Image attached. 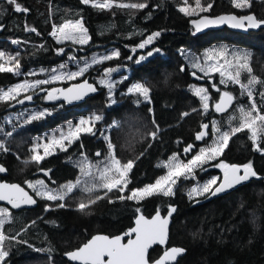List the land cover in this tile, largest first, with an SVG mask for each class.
<instances>
[{
    "label": "trees",
    "instance_id": "1",
    "mask_svg": "<svg viewBox=\"0 0 264 264\" xmlns=\"http://www.w3.org/2000/svg\"><path fill=\"white\" fill-rule=\"evenodd\" d=\"M114 1L121 4L100 8L82 0H17L22 8L28 9L23 12L15 11V5H10L7 0H0V52L14 62L19 60L21 73L64 63L69 55L89 56L107 48H114L119 56L90 69L86 76L96 74L106 66L130 68L128 78L114 94L117 104L107 106L103 89L97 87V92L85 102L75 106L61 103L62 107L53 114L14 131L6 139L9 151L0 157V163L7 168L3 179L24 187L26 180L43 179L53 188L76 181L80 171L71 160L83 153L92 162L107 152L96 131L81 134L66 149L38 162L30 160L28 146L35 134L76 115L96 113L101 115L96 130L116 122L110 129L109 138L117 161L122 166L133 162L126 174L125 190L152 184L164 172L159 162L172 153L181 152L187 144H193L195 148L207 141L208 138L197 139L202 125L212 116L224 122L239 102L238 89L234 87L230 90L236 99L228 112L216 114L211 109L209 115H203L198 109L197 98L186 90V85L193 80L179 56L181 48L199 52L220 41L250 48V77L255 76L259 83L253 92L254 101L264 115V28L247 34L227 28L200 33L190 23L195 16L186 15L179 8L183 4L192 5L194 0ZM199 3L205 12L202 14L253 13L259 19L264 18V0H249V6L244 10L238 9L234 0H199ZM131 4H145L146 7L119 6ZM76 19H81L87 29L89 42L86 45L57 43L51 36L53 26ZM33 28L35 31L29 30ZM156 32L160 35L143 49L139 47ZM150 50L157 52L136 62L139 55ZM21 73L0 71V87L19 81ZM241 80L248 83L249 77L244 75ZM130 81H139L149 88L150 103L136 105L132 96L119 94ZM210 82L205 78L203 84L212 86ZM60 83L45 87L65 86L70 82ZM213 86L209 90L215 100L225 87L217 80ZM40 96L36 97V102L45 104ZM9 104L0 101V117L15 109ZM54 104L57 103L50 102V105ZM257 126L262 127L264 123L257 122ZM238 127L241 124L236 121L233 128ZM153 132L156 133L154 138ZM216 161L226 165L251 164L262 178L203 203L198 201L204 196L187 200L185 184L175 188L173 196L151 195L137 202L120 199L122 193L117 189L91 192L76 189L65 195L63 207L59 206V200L36 198L26 187L35 197L36 205L24 210H10L11 219L2 229L6 239L0 247L8 253L2 263L68 264L63 255L85 243L93 234L112 236L126 232L137 213H164L169 206L175 205L169 245L185 249V254L175 264H264V136H260L255 147L249 130L242 128L230 137ZM212 171L198 172L197 177L202 179ZM81 203L86 205L83 210L79 209ZM160 249L152 250L149 259L156 258Z\"/></svg>",
    "mask_w": 264,
    "mask_h": 264
},
{
    "label": "rangeland",
    "instance_id": "2",
    "mask_svg": "<svg viewBox=\"0 0 264 264\" xmlns=\"http://www.w3.org/2000/svg\"><path fill=\"white\" fill-rule=\"evenodd\" d=\"M104 2H105V0H89V3H87V4L94 5V4L104 3ZM108 2L111 5L121 4V3L116 2L114 0H108ZM236 2H241V0H234V4H236ZM179 8L180 9H187V12H185V11H182V12L184 14L192 16V17L198 16L202 13H205L204 9L200 5V3L199 2L197 3V0H194V3L192 5L183 4ZM245 8H247V7H241L238 9L244 10ZM243 14H245V13H243ZM238 15H240V14H238ZM77 21L81 22V26L74 29L73 25ZM62 25H67V27L64 28V31L67 33L73 34L74 39H71V40L58 39V36L60 34V26H62ZM82 29L86 30V32L82 33ZM54 30L57 32L58 36L52 35ZM51 36L57 43L70 42V43H74L77 45H86L89 42V34L87 32V29L82 24L81 19L67 20V21H64L63 23H61L59 25H54L52 30H51ZM79 39H87L88 42L86 44H80L77 42ZM113 51H116V50L114 48H107L104 50H99L97 52H93L89 56L74 57L73 55H69V57L67 58V60L64 63H59V64L49 66V67L32 68V69H29L28 71H26L24 73H21V68L19 66L18 71H16V70H13V71L16 74L21 73L20 74L21 79L15 83L11 84V85L0 87V94H2V92L8 91L9 89H15L16 85L23 84L25 81H27L29 83H34L37 80L48 81V82L36 85L35 87L28 89L26 92L21 91L18 96H15V98L0 99V101H7L10 103L9 104L10 106H14L15 103L16 104L18 103L20 98L26 96L27 94L33 93L35 90H37L39 88H46L45 86H52V85H55L56 83H60V82H61L60 84H63V82L64 83H69V82L71 83V82L79 81V80L83 79L84 76L87 75V72L90 69H92L94 67L98 68L99 64L106 61V60H104L100 63L93 64L91 61H92V58L94 56L99 58V57H102L104 55H110ZM149 52H152L153 53L152 55H154L157 52V50H150L147 53L139 55L137 57L136 62L143 61L144 59L150 57L148 55ZM235 52H239V53L247 52V53H250V55H251L250 48H245L243 46L235 45V44L224 42V41H220V42L210 44V45L202 48L199 52H193L192 50L187 49V48H181L178 50L179 56L182 58V61L184 62L183 65H186V68L188 71H190V73H194V74L200 76L201 78H208L209 81H211L210 83L212 86H207L201 82L199 83L196 81L189 82L186 85V90H188L190 93H192L197 98V100L200 104L198 109L201 110L203 115H205V116L209 115V113H210L211 109H213V105L216 101V100H213L212 94L209 90L211 87H214L213 85H214L215 80H217L218 83L223 85L225 87L224 88L225 90L232 93L234 95V98H235V94L230 89L236 87L238 89L237 90V97H238L239 102L235 104L234 110H232L229 113V115L227 116V119L224 122L221 123V121L219 119L212 116V117L208 118L207 123L203 124V125H208V128L207 129H204L203 127L201 128V132L202 131L206 132V135L203 137V139H199V140L204 141L206 138H208L207 141H204L203 143L198 144L190 153H187V155H181L180 152L172 153L166 160H163V161L158 163L159 166L164 168V172L150 185H154L158 180H160L162 182V184H164L165 189L168 186H171L172 194L164 195L163 192H155L152 195L173 196L175 188H177L178 186L183 185V184H185L184 192H185V195H186V198L188 201L189 200H191V201L197 200V199L205 196L206 194H208V193H203V194L197 195L194 192H192V190L193 189H202L203 186L209 185L210 191H211V189L215 186V184L218 182V180L221 176V173L224 171V167L226 166L225 163H223L221 161H216V160H217V158H219L221 156L222 152L224 151V149L226 147H224L222 151H219L214 156V158L212 160H206L202 164H199L197 166H193L191 172H184L179 177H169L168 183H166V184L164 183L163 178L168 177L170 171H174V167L170 168L169 165H173V166L176 164L187 165L188 162L193 158V156L199 154L201 149L211 150V149L219 148V146H220L218 143L219 137L223 133L227 132V133H229V139H230V137L233 135V130L235 129V128H233V124L236 123V121L239 122L241 124V126L247 120L254 121V128L256 130V139L255 140L252 138V135H253L252 129H250L248 127H243V129L245 128V129L249 130V137L252 140V143L255 147H257V145H258V141H259L260 136H264V126L258 127L257 122H261V121L255 119L258 115L259 116H264V115L259 111L257 106L255 108L252 107V101L254 100V93L253 92L258 87V84H259L258 80H257V83L250 86L251 91H252V100H250L246 91L241 87V85H247L248 83H243L241 78L244 75H246L249 77V80H251L255 76L250 77L251 72H249L246 68H238L237 67L238 62H237L235 56L233 55V53H235ZM141 57H144V59L141 60ZM113 58H115V57H113ZM85 62H88V64L90 66L88 67L87 71H85L83 73V75L76 76L74 78H68L67 77V74L77 72L80 68L84 67ZM239 63L242 64L243 60L239 61ZM196 64H198L199 66L198 67L194 66ZM0 65H3V67L6 69L10 68V67L15 69V67H16L15 62L12 60V58H8V57L5 58V57H3V55L0 56ZM61 65H63L64 67H61ZM248 66L251 69L250 56L248 57ZM41 69H44L45 71H40ZM53 69L57 70L56 74H61V73L65 74L64 78L56 79V80L51 79V76L53 75L51 70H53ZM106 69H115V71L111 72L110 77H108V79H110L114 84V87L111 89V92H110L109 88L107 87L106 83H101L102 80L106 79V74H105ZM237 71H239V73H240L239 74V83H234V82L228 80V74L231 73L232 75H235ZM129 72H130V68L128 66H106V67L100 68L96 74L93 73L92 75H89L90 80L92 82H94L97 85V87L103 89V91H104L103 96H104V99L106 100L107 106H113V105L118 103L114 97V94L117 90H119L121 84L123 82H125V80L128 78ZM30 73H34V75H29ZM221 73H223L224 75L222 76ZM222 79L225 80V83H221ZM137 84H142V83L139 81H130V82L126 83L125 87L119 91V94L124 95V96H132L133 102L136 105H141L144 103H150V97L147 100H145V98L142 95L129 91V89L133 88ZM142 85H144V84H142ZM198 88H203L206 90V95H207V101L206 102L208 104L207 110H205L203 108V104L205 103V101H202L200 96L195 95V90ZM47 95H48V92H45V93H43L42 96H40V97H42V101L45 104H40L39 102H34L32 104H27V105H17L14 107L15 109L7 111L5 114H3L0 117V140H2L4 142V146L7 148V151H9V149L6 145V139H8V137L5 138V135H4L5 133H9V132L13 133L14 131L24 127L25 125H27L28 123H24V121L26 119H28V117L32 113H36V112L47 109L48 112L50 113L49 115H51V114H53V112L55 110H58L62 107L61 103L50 105V102L52 100L47 99L46 98ZM249 113H250V116L247 115ZM94 115H99V114L84 113V114L76 115L75 117H73L67 121H64L61 124L56 125L55 127L51 128L47 131H43L40 134L33 135V137L31 138V143L28 146V149H29L30 154H31L30 160L34 161L32 159V157L34 155H37V154H39L40 156L45 158V157H47L53 153H56L59 150L66 149L73 141L79 139L81 134L89 133V132H79V134L77 135L76 132H77L78 127L79 128L91 127L92 132L94 133L96 131L99 138H101L103 140V142L105 143L107 152L104 155L96 158L92 162L83 153L78 155V157H75V159L70 161L80 171L79 179H80L81 183H80V186L77 188H74V190H76V189L83 190L86 183L89 185L100 183L99 170H102L105 168L106 165L111 164V160L113 158H114V160L117 161V159L114 157V150L113 149L109 150L108 141L105 139V136L109 137L110 129L112 128V126H114L116 124V122L113 121L110 124L102 125L98 128V130H96L95 125L97 123H99L101 120L95 121ZM82 119L85 121V123H83V124L81 123ZM217 129H218V131H217ZM230 129H231V132L229 131ZM7 151L0 150V157L2 156V154L4 152H7ZM81 161L83 162V166L89 168V170L93 173V175H91V176H84L83 175V173L81 172V163H80ZM215 162H217V163H215ZM123 167L124 166H122L120 163L112 165V171L109 172L110 179L106 182L110 183L113 180H120L121 178H120L119 174L115 171V169H122ZM208 170H213V171L209 174L206 173V176L202 179L197 177L198 172L205 173ZM172 180H175V183H171ZM38 181L43 182L44 188H41V186L37 183ZM76 181L64 183L59 188H53V187L49 186L48 184L45 183V181L43 179L26 180L24 182V184L34 194V196L36 198L47 199L46 197L38 196L36 194L37 191L52 190V194L56 195L60 192L61 187L63 185H66L68 183L75 184ZM126 181H127V178L125 176L123 178V180L121 181L120 185L117 188H114V189L119 190L120 193H122L121 197H124L126 199L137 202V201L143 200V199L151 196V195H149V196H143L139 199H130L129 197L132 196L133 191L137 190V189L126 191L125 190ZM209 182H212V183L209 184ZM32 185H35V187H33ZM146 186H148V185H146ZM145 187L139 188V189H144ZM121 188H123V191L120 190ZM100 189L108 191L107 189L100 188V187H96L93 190H100ZM190 193H191V195H190ZM63 200H59L60 201L59 206L62 204ZM0 209H7L8 212L10 213L9 208L6 206L0 205ZM2 261H0V264H3Z\"/></svg>",
    "mask_w": 264,
    "mask_h": 264
},
{
    "label": "snow or ice",
    "instance_id": "3",
    "mask_svg": "<svg viewBox=\"0 0 264 264\" xmlns=\"http://www.w3.org/2000/svg\"><path fill=\"white\" fill-rule=\"evenodd\" d=\"M199 0H197V3ZM7 3L10 5H15V11H23L27 12L28 9L22 8L18 3L17 0H7ZM83 3L87 4L89 3V0H83ZM93 6L100 7V8H105V7H111L112 5L108 2V0H105L104 3H99V4H94ZM120 7H131V8H144L146 7L145 4H131V5H119ZM235 6L237 8L241 7H248L249 6V0H241V2H236ZM209 7H211L209 5ZM181 11L187 12V9H181ZM236 21L232 26L233 27H243L244 25L240 23V21H248L249 22V27L251 28H257L260 25H264V20H257L254 15L246 16V17H241L239 20H237L236 17L234 16H228V17H219L217 18L216 21H210V23H223L225 21ZM81 26V22L77 21L74 25L73 28H77ZM200 26H207L205 25H198ZM67 27V25H62L60 26V34L58 36L57 32L54 30L52 35L53 36H58V39H63V40H71L74 39L73 34L67 33L64 31V28ZM30 31H35V29H29ZM86 32V30L82 29V33ZM160 33L156 32L153 33L152 36H150L147 40H145L143 43L139 45L140 48H144L146 44L151 43L152 39L156 36H159ZM80 44H86L88 42L87 39H79L77 41ZM58 52H63V49H58ZM153 53L149 52L148 55L151 56ZM3 53H0V56H2ZM235 56L238 64V68H246L249 72H251V69L248 66V57L250 56V53L244 52V53H239L235 52L233 53ZM119 56L118 51H113L110 55H104L102 57H93L92 58V63H100L104 60L111 59L113 57ZM144 57H141V60H143ZM243 60V63L240 64L239 61ZM15 69L13 68H4L3 65H0V71H13L19 70V60L15 61ZM90 65L88 62H85L84 67L80 68L77 72L74 73H69L67 74L68 78H74L76 76L83 75L85 71H87L88 67ZM194 66H199L198 64ZM61 67H64L61 65ZM203 70V69H202ZM40 71H45L44 69H41ZM53 75L51 76V79L56 80V79H62L64 78L65 74H56L57 70L53 69L51 70ZM115 71V69H106L105 74H106V79L102 80L101 83H106L107 87L109 88L110 92L111 89L114 87L113 82L108 79L110 77L111 72ZM239 71L236 72L235 75H232L231 73L228 74V80L234 82V83H239ZM29 75H34V73H30ZM223 76L224 74L221 73ZM48 81H35L34 83H29L25 81L23 84L16 85L15 89H9L6 92H2L0 94V99H8V98H15V96H18L21 91L26 92L28 89L35 87L36 85L47 83ZM221 83H225V80H221ZM257 83V79L253 77L251 80H249L247 85H241V87L246 91L248 97L250 100H252V91H251V85H254ZM55 91V90H54ZM62 94H64V98L69 100L71 102L72 100H80L83 98L84 95H87L88 92L90 91H95V89L91 85H81L79 87L78 91H73L72 89L67 90V93H64V90H60ZM130 92H135L140 95H142L145 100L149 98V88L142 85V84H137L133 88L129 89ZM203 94V95H202ZM195 95L200 96L202 101H205L203 104V108L205 110L208 109V104H207V95H206V90L203 88H198L195 90ZM223 97L226 99H222L221 103H218L215 106V110L217 112H224L226 110V106L231 104L233 97L225 92L223 93ZM47 99L52 100V99H57V96H54L51 92L48 93ZM25 100H31V96H25ZM23 100L18 101V103H23ZM252 107L255 108V102L254 100L252 101ZM50 113L48 112L47 109L32 113L28 119L24 121V123H29L34 120H39L44 118L46 115H49ZM183 115L187 116L188 113H184ZM250 116V113L247 114ZM255 119L261 121L264 123V116H257ZM94 120L99 121L101 120L100 115H94ZM81 123H85V121L82 119ZM204 129L208 128V125H203L202 126ZM243 127H248L252 129L253 135L252 138L255 140L256 139V130L254 128V121L252 120H247L240 128H235L233 130V134L236 132H239L242 130ZM218 131V129H217ZM79 132H92L91 127H84V128H77L76 134L78 135ZM5 138L9 137L12 135L11 132L5 133ZM153 138L155 137L156 133L153 132L151 134ZM206 135V132L202 131L197 135V139H203V137ZM105 139L108 141V148L109 150L113 149V145L110 141V138L108 136H105ZM229 141V133L225 132L219 137V148L211 149V150H206V149H201L199 154L193 156V158L188 162L187 165H169L170 168L174 167V171L169 172V176L163 178L164 183H168L169 177H179L181 176L184 172H191L193 166H197L199 164H202L206 160H212L214 156L219 152L222 151L224 147L227 146ZM0 150L2 151H7V148L4 146V142L0 140ZM192 146L190 145L188 148L185 149L186 152L191 151ZM97 155H100V153H97ZM34 161H40L43 159L42 156L39 154L34 155L32 157ZM81 172L83 173L84 176H91L93 173L89 170V168L83 166V162L81 161ZM119 162L114 160V158L111 160V164L106 165L104 169L99 170V177H100V183L98 184H85L83 190L85 192H91L93 191L94 188L100 187L107 189L108 191H111L114 188H117L123 178L126 176L127 172L133 167V162L129 161L122 169H115V171L119 174L120 180H113L112 182H106L110 179L109 172L112 171V165L118 164ZM244 174L243 175H237L238 169L236 166H232L231 169V179L226 180L224 184H222L220 187H217L215 191H211V195H215L216 193H219L223 191L225 188H231L233 184H238L241 181H246L249 179V177H255L257 173L252 169L251 164L244 165ZM0 171H3V168L0 167ZM226 178L228 177V171L226 170L225 172ZM41 188H44L43 182L38 181L37 182ZM80 179L78 178L76 183H68L66 185H63L61 187V190L58 194L53 195L52 190H41L37 191V195L41 197H46L50 201H55V200H63L65 195L68 193H72L74 188H77L80 186ZM171 183H175V180H172ZM212 182H209L211 184ZM35 187V185H32ZM6 186L0 185V189H4ZM12 190L16 192H20L22 190L19 189V186L13 185L11 186ZM123 191V188L120 189ZM155 192H163L164 195H170L172 194V188L171 186H168L166 189L164 187V184L160 180H158L154 185H148L144 189H137L134 190L132 193V196L129 197L130 199H139L143 196H149L152 195ZM192 192H194L197 195L203 194V193H209L210 192V186L205 185L203 186L202 189H193ZM191 195V193H190ZM120 199H124V197H120ZM0 200H7L14 208H19L22 204H34L35 201L26 195H19V196H13L10 195L9 193H6L4 191H0ZM64 205L61 204L60 207H63ZM86 207L85 204L81 203L79 205V209L83 210ZM171 211H175V209H171ZM11 219L10 213L8 212L7 209H0V243H2L6 237L4 236L2 229L7 220ZM141 221H143V217L137 220V224H141ZM156 222H159L156 227H153L152 229H143L142 227H137L133 229L132 231L137 233V238L135 241H129L127 245H124L121 243V237L117 236L113 239H109L108 237H94L92 241H90L88 244H86L83 248L79 249L76 252L69 253L68 255L71 257L72 260H82L84 261V264H146L145 261V252L149 246L150 243L155 242L157 239H159L160 243L164 242V226L167 224L166 220H160L159 215L154 218L153 223L155 224ZM145 224H147V221H144ZM97 241H100V243H97ZM184 250L180 248H173L170 250V252H166L164 254V257L162 258V261L164 259L167 260H175L176 256L182 253ZM8 253L0 247V261L6 257ZM107 257V260L104 259V257ZM162 261H158L157 264H162Z\"/></svg>",
    "mask_w": 264,
    "mask_h": 264
},
{
    "label": "water",
    "instance_id": "4",
    "mask_svg": "<svg viewBox=\"0 0 264 264\" xmlns=\"http://www.w3.org/2000/svg\"><path fill=\"white\" fill-rule=\"evenodd\" d=\"M250 15H254L255 16V14H253V13H245V14L238 15V14L233 13V12L221 13V14H216V15L201 14V15H198V16H195L194 18H192L190 23H191L192 27L195 30H197L198 32H200V33H206V32H209V31H216V30H222V29L227 28V29H229L230 31H233V32H237V33H241V34H247V33L252 32V31H258L260 29H263L264 25H260L257 28L249 27L248 26L249 22L246 21V20L245 21H240V23H242L244 25L243 27H233L232 25L234 23H236V21H227L226 20L223 23H210V21H216L217 18L222 17V16H224V17L234 16V17L237 18V20H239V18H241V17H246V16H250ZM256 19L257 20H264V18L263 19H259L257 17H256ZM205 24L207 26L198 27V25H205ZM190 77H191V79L193 81H196V82H201L203 80V78H201L200 76H198V75H196L194 73H190ZM81 85H91L95 89V91H90V92L87 93V95H84L82 99H80V100H72L71 102H69V100L65 99L64 98V94H62L61 91H60V90H64V93H67V90H69V89H72L73 91H78L79 87ZM43 90H45V89H43ZM97 90H98L97 85L90 80L89 76H86L85 78H83V79H81L79 81L71 82V83H69V84H67L65 86H61V85L54 86V87H52V88H50L48 90V93L51 92L54 96L58 97L57 99H52V101H54L56 103H63L65 105H67V106H75V105H78V104H81V103L85 102L89 97L93 96L97 92ZM225 92L229 93L233 97V100H232L231 104L226 106V110L224 112H217L215 110V106L218 103H221L222 99H226V98L223 97V93H225ZM26 96H31L32 99L31 100H25L24 99L25 96H24V97L19 99V101L23 100L24 101L23 103H17V104L15 103L14 106H12V107H15L17 105L32 104V103L35 102V101H33V97H34L33 94H27ZM233 102H234V96L230 92H228L226 90H221L219 95H218L217 102L214 104L215 113L216 114H224L225 112H227L231 108ZM190 145L192 146V150L194 149V145L193 144H188L187 146H185L183 148V150H182L183 154L184 153H190L192 151V150L188 151V152L185 151V149L188 148ZM232 166H236V168L238 169V171L236 173L237 175H243L244 174V167H243L244 165H238V164L226 165L224 167V171L222 172V174L220 176V179L215 184V186L211 189V191H215V189L217 187H220L222 184H224L226 182V180H230L232 178L231 177ZM0 167L3 168V171H0V176L4 177L7 174V168L2 163H0ZM226 170L228 171V177L227 178L225 176ZM261 178H262V176L257 173V175L255 177H249V179L246 180V181H241L238 184H233V186L231 188H225L223 191H221L219 193H216L215 195H211L210 194L211 191H210L206 196H204V198L199 200L198 203L211 201V200H213V199H215L217 197H221L223 195H226V194L232 192L236 188H238V187H240L242 185H245V184L251 182L252 180H259ZM0 185L6 186L4 189H0V191H4V192L9 193L10 195H13V196L26 195L28 197H31L35 201L34 204H26V205L22 204L19 208H14L7 200H0V205L6 206L10 210H15V211L16 210H24V209L32 208V207H34L36 205L35 197L23 185H20L19 183H16V182H9L7 180H0ZM13 185L19 186V189L22 190V191L16 192V191L12 190L11 186H13ZM171 209H175V211H176V206L175 205L169 206L165 213H161L160 211H156V212H154L151 215H145V214L139 212V213H137V215L133 219L132 226L126 232H121L119 234H115V235H112V236L104 234V233L93 234L85 243H83L79 247H77V248H75V249H73V250H71L69 252H66L63 255V257H64V259L66 261L70 262L71 264H84V261H82V260H72L71 257L68 254L72 253V252H76L79 249L83 248L86 244H88L90 241H92L94 237H97V236L108 237L109 239H113V238L119 236V237H121V243L124 244V245H127L130 240L131 241H135L136 238H137V233L132 231L133 229H135L137 227H142L143 229H152L153 227H156L159 222H156L154 224L153 221H154V218L157 217V215H159L160 220H166L167 221V224L164 226V242L160 243L159 239H157L155 242L150 243L148 248H147V250H146V252H145V261H146V264H157L158 261H162V258L164 257V254L166 252H170L171 249H173V248L183 249L184 251L182 253H180L179 255H177L175 260L164 259L162 261V264H175L178 261V259L185 254V249L180 247V246L169 245L170 227H171V224H172V217L175 214V211H171V214H169ZM141 217H143V221H141V224L138 225L137 224V220L140 219ZM144 221H147L148 223L145 224ZM97 243H100V241H97ZM155 248H162L163 250L160 252V254L156 258H154L153 260H150L149 259V254ZM104 259L107 260V257L105 256Z\"/></svg>",
    "mask_w": 264,
    "mask_h": 264
},
{
    "label": "flooded vegetation",
    "instance_id": "5",
    "mask_svg": "<svg viewBox=\"0 0 264 264\" xmlns=\"http://www.w3.org/2000/svg\"><path fill=\"white\" fill-rule=\"evenodd\" d=\"M204 80H205V78H203V80L201 81V83H203ZM199 83H200V82H199ZM43 89H45V90H43ZM49 89H50V88H48V89H47V88H39V89L35 90L33 93H30V94H33V95H34V97H33V101L36 102V97L42 95V94L45 93V92H48ZM226 91H227V90H226ZM41 92H42V93H41ZM219 93H220V92H219ZM231 94H232V93H231ZM232 95H233V94H232ZM233 96H234V95H233ZM217 99H218V97L215 99V100H216L215 103L217 102ZM215 103H214V104H215ZM233 103H234V102H233ZM232 105H233V104H232ZM231 107H232V106H231ZM213 110H214V105H213ZM229 110H230V109H229ZM229 110H228V111H229ZM228 111H227V112H228ZM225 113H226V112H225ZM183 148H184V146L182 147V150H183ZM180 154H181V155H187V153H184V154H183L182 151L180 152ZM221 174H222V173H221ZM219 179H220V178H219ZM0 180H5V179H3V176H0ZM9 210H10V209H9ZM166 211H167V210H166ZM166 211H165V212H166ZM165 212H164V213H165ZM162 250H163V249L161 248V249H160V252H161ZM67 263H68V264H71V263L68 262V261H67Z\"/></svg>",
    "mask_w": 264,
    "mask_h": 264
}]
</instances>
